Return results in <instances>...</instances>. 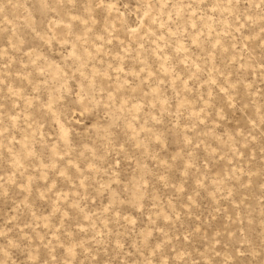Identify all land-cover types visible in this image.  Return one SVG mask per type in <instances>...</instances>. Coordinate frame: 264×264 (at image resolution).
Wrapping results in <instances>:
<instances>
[{"label":"rangeland","instance_id":"obj_1","mask_svg":"<svg viewBox=\"0 0 264 264\" xmlns=\"http://www.w3.org/2000/svg\"><path fill=\"white\" fill-rule=\"evenodd\" d=\"M0 264H264V0H0Z\"/></svg>","mask_w":264,"mask_h":264}]
</instances>
